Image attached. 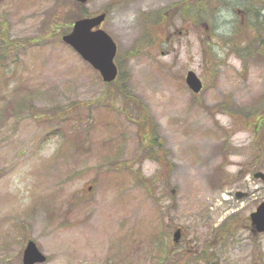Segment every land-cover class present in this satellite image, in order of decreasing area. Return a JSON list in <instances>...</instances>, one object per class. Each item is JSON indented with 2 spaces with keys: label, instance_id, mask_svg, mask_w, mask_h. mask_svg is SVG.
Returning <instances> with one entry per match:
<instances>
[{
  "label": "rangeland",
  "instance_id": "374dc122",
  "mask_svg": "<svg viewBox=\"0 0 264 264\" xmlns=\"http://www.w3.org/2000/svg\"><path fill=\"white\" fill-rule=\"evenodd\" d=\"M86 7L117 83L62 40L76 0H0V264L29 239L41 264H264V0Z\"/></svg>",
  "mask_w": 264,
  "mask_h": 264
},
{
  "label": "water",
  "instance_id": "95a60500",
  "mask_svg": "<svg viewBox=\"0 0 264 264\" xmlns=\"http://www.w3.org/2000/svg\"><path fill=\"white\" fill-rule=\"evenodd\" d=\"M85 3L87 0H79ZM105 18V13L96 17L82 18L75 21L73 30L64 35L63 39L71 44L86 60L98 68L104 80L111 81L117 75V66L113 59L116 53V43L111 36L103 29L92 30L93 27L100 25ZM188 85L198 92L202 88V82L194 71H189L186 77ZM255 177L264 180V173L257 172ZM244 194L237 192V196ZM252 223L258 231H264V202L257 210L251 213ZM181 229L175 231L174 240L179 241ZM46 257L39 251L34 241L30 240L24 253V264H35L43 262Z\"/></svg>",
  "mask_w": 264,
  "mask_h": 264
},
{
  "label": "trees",
  "instance_id": "16d2710c",
  "mask_svg": "<svg viewBox=\"0 0 264 264\" xmlns=\"http://www.w3.org/2000/svg\"><path fill=\"white\" fill-rule=\"evenodd\" d=\"M84 13H85V9H83L82 11H80V12L78 13V15L81 16V15H84ZM223 224H225V222H224ZM223 224H222V225H223ZM223 230L226 231V229H223ZM226 234H227V231H226L225 235H226ZM166 258H167V255H166ZM166 258H165V259H166Z\"/></svg>",
  "mask_w": 264,
  "mask_h": 264
}]
</instances>
